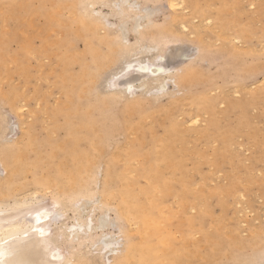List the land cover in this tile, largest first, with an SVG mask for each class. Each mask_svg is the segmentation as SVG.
I'll list each match as a JSON object with an SVG mask.
<instances>
[{
    "label": "rangeland",
    "instance_id": "1",
    "mask_svg": "<svg viewBox=\"0 0 264 264\" xmlns=\"http://www.w3.org/2000/svg\"><path fill=\"white\" fill-rule=\"evenodd\" d=\"M127 1L135 7L124 15L116 6L119 0H31V6L41 11L30 9L26 16L14 0H0V7L4 4L0 8V166L5 164L2 148L15 141L28 146L23 162L29 164L16 181L19 188L3 198L0 207L16 197L44 194L48 199L51 191L45 186L50 178L64 173L74 154L89 150L91 131L80 124L74 136L68 132L67 118L74 124L91 119L94 131H99L95 133L103 136L102 153L94 152L89 186L94 197L80 216L71 207L60 206L63 212L58 220L66 222L64 227L78 217L90 216L96 222L104 213L112 220L107 236L115 234L125 243L134 237L135 223L121 213L117 190L129 184L130 195L141 201L148 187L162 230H170L174 244L182 241V230L189 231L184 217L194 219L187 245L178 254L184 262L260 264L264 259V0H179L173 6L176 0ZM52 9L56 10L49 17ZM83 19L88 21L86 37ZM132 25L139 33L131 31ZM55 41L59 45L53 48ZM157 53L172 77L162 88L141 86L140 76L131 73L107 86V78L126 61L153 58ZM63 55L69 57L66 65ZM109 58L113 63L100 68ZM87 68L98 77L95 82L92 78L91 86H86L84 77L73 78ZM187 72L192 81L179 83L178 77ZM123 80L135 86L122 90ZM118 89L125 93L114 94ZM12 96H16V112L9 105ZM199 96L210 100L216 126L209 123L213 116L201 113L195 104L193 99ZM229 103L234 108H228ZM197 111L200 118L194 122ZM174 122L183 135L176 142L175 162L164 169L151 155L152 146L165 138ZM217 133H227L221 155L217 149L223 143ZM111 158L113 166L108 163ZM152 164L161 173L153 183L148 175L153 174ZM163 178L170 181L166 193ZM233 235L240 245L230 242L228 237ZM54 245L64 257L74 256L75 262L92 258V264H100L104 256L94 246L70 247L60 235ZM33 251L27 255L38 260L40 253Z\"/></svg>",
    "mask_w": 264,
    "mask_h": 264
},
{
    "label": "bare ground",
    "instance_id": "2",
    "mask_svg": "<svg viewBox=\"0 0 264 264\" xmlns=\"http://www.w3.org/2000/svg\"><path fill=\"white\" fill-rule=\"evenodd\" d=\"M74 1H76V0H74ZM173 1L174 0H171L170 2H173ZM178 1L179 0H176V2L174 1V4H171V5L172 6L176 5V4L178 5L179 3H181V1H179V3H178ZM15 2L18 3V6L22 9L23 13H25L24 15H26V16H28L30 9L35 10V12H37V13L39 11H41V9H37L35 7L33 8L31 6V0H14V3ZM12 3H13V1H12ZM116 3H118V2H116ZM131 3H133V1ZM131 3H129V1H127V0H119V9H120L119 11H120V13H124V15H126L128 13V11H131L132 10V7L130 6ZM5 4L8 5L9 3H5ZM2 5H4V4L2 3ZM2 5H1V7H2ZM90 5L91 4H89V6ZM19 7H18V9H19ZM55 10L52 9L49 11V13L47 12V14H49V17L52 14V12ZM9 11L12 14L15 13V10L13 8L9 9ZM90 12H92V11H90ZM198 12H199L198 8L195 9V13H198ZM44 13H45V11H44ZM96 14H97V12H96ZM147 15H148V12H147ZM140 17H142V16H140ZM140 17H139V19H140ZM3 18H5V17H3ZM137 18H135V19H137ZM142 18H144V17H142ZM207 18H208V20L210 19L209 17H207ZM207 18H205V19H207ZM54 19L55 18L53 17V20ZM103 19L105 20V18H103ZM208 20H207V22H209ZM58 21H60V20L58 19ZM203 22H205V20ZM199 23H201V22H199ZM87 25H88V21H86V20L82 21V26H83V29H82L83 33L82 34L85 37L87 36L86 32L88 31ZM118 26H120V25H118ZM122 28L123 27H121V29ZM37 29H39V28H37ZM130 29L134 33H137V32L139 33V31H140L139 28L135 27L134 25H132V27ZM92 30L94 31L95 29L93 28ZM172 31H174V30H172ZM34 35H35V33H34ZM34 35L32 34V36H34ZM36 36H38V35H36ZM27 39H29V38H27ZM169 40H170V38L168 39V41ZM58 45H59V41H55L52 44V47L54 48ZM152 46H151V48H152ZM156 47L157 46H155L152 49H156ZM23 48H26V47H23ZM142 48H141V50H142ZM147 51H148L147 53H149L150 49L148 50V48H147ZM1 53L2 52L0 51V55H2ZM125 54H128V53L125 52L123 55H125ZM60 58H61V56L58 55V59H60ZM61 60L65 63L63 65H66L67 63L70 62L69 57L65 56V55H63ZM111 60H113V59L109 58L108 62L105 65H101L100 68L105 67V66L108 67L109 64L113 63V61H111ZM98 68H99V66H98ZM104 69L105 68H103V70ZM167 69L168 68H166L162 63V55H159V54L155 55L153 58H144V59H135L132 61H126L119 72L116 71L117 73H113L112 74L113 76L111 75V77H109V79L107 78L108 81H106V84H108L107 86H110L109 84L114 83L113 81L115 79H119V78L126 80L127 75L129 73H131V74H135V75L140 76V80H138V81H141V84L139 83L141 86L145 87V86L155 85L154 86L155 88L160 89L164 86V81L166 79H168V78L172 79V77L169 75V72L166 71ZM171 71H173V70H171ZM99 72H101V71H99ZM82 77H84V79ZM73 78L75 80L83 79L84 81L89 83L86 86H88V85L91 86L90 84L92 82V78H93V81L95 79L93 72L89 71L88 68L86 69L85 74L77 75ZM97 78L95 79V81L97 80ZM135 78L136 77H134V79ZM125 80L121 81V83L124 86L122 90L127 92L128 91L127 89L128 88L131 89L130 87L133 84L130 82H126ZM178 81L181 84L187 83V82L192 81V77L187 72V74L179 76ZM92 84H93V82H92ZM140 85H138V87ZM133 86H135V85H133ZM122 90L118 89L117 91H114V94L116 92L123 93ZM66 91H68L70 94H72V91H70V89H67ZM15 95H16V93H15ZM13 96H14V94H13ZM13 96L8 98L9 101H11V102H9V105L12 108V112L14 111V108H15V112H16L17 106H15V99H14L16 96L14 98H13ZM140 99H141V97H140ZM132 100H130V101H132ZM135 100H138V99H135ZM193 100H195V104L200 107L199 109L202 110L201 113L204 112V113H207V114L213 116L209 120V123H210V125L216 126L217 124H216L215 118H214L215 112H214L213 106H211V103L209 102L210 100L204 98L203 96L195 97ZM133 103L135 104V102H133ZM88 107H90V106H86L85 108L91 109ZM19 108H18V110H19ZM228 108H234V103H229ZM84 109H83V111H84ZM87 109H85V111H87ZM62 111H63V109H62ZM75 112H76V110H75ZM197 114L200 115V112L197 111L196 115ZM196 115H194L195 119L192 116L194 119V122L195 121L198 122V120H199L198 117L200 118V116H198V115L196 118ZM66 116H68V112H66ZM193 119L191 118V120H193ZM189 120H190V118H189ZM92 121L93 120L89 119V120H87L88 123L86 122L84 124L83 123L74 124L73 122L70 121L69 118H67L66 123H67L68 130H69L68 132L73 134L74 136L77 133V126L80 124H81L80 126H83L84 128H87V129H89V131H91L92 134L89 138V142H90L89 150L86 151L85 153H79V155L77 153V156L74 154L72 156V161H71V164L68 167V169L64 170L65 171L64 173L63 172H61V174L57 173L50 178V180L48 181V183L45 186V188H49L51 191L50 195H49L50 197L48 199L46 198V196H44V194H40V195L34 196L33 198L23 197L21 199H17V197L16 198L14 197L15 199H13L12 201H4L5 203L8 202V203H6L8 205H6L7 207H4V208L0 207V243L5 244V245L12 244L14 246L21 248L24 252L25 258L35 262V264H40V262H42V261L47 262V264H75V263H77V264H80V263L92 264L93 263L91 261L92 258H90V259L87 258L86 261L79 259L78 261L75 262L74 256H71L70 258H67L66 256L64 257V255L58 251V248H57L58 246L54 245V241L56 240V237L59 235L61 237H63L64 242L69 244L70 247H73L74 245H80V246L90 245V247L94 246L95 250H97V251H104V256L101 257L102 260L100 261V264H189L188 260L186 262H184L182 257H180L178 254L180 251H182L181 246H183V250H184V247L187 245V239L189 238V234H190L189 231L191 229V225H192L194 219L187 217V216L184 217L185 221L188 222L187 226L189 227V231L187 228L182 230L181 231L182 241L180 243L174 244L172 236L170 234V230H165V231H164V229L162 230L161 223H160L162 218L160 217V215H158V214L156 215V212H154L155 206L153 205V202H152L153 194L148 191L149 190L148 187L143 191L145 195L143 198L144 200H141V201L138 199L139 196L135 197V196L130 195L129 184L128 185L122 184V186L120 187V190L119 189L117 190V192H119V198H120L119 199L120 205H121L120 210L122 209L121 213H123L125 218H127V219L130 218L132 221H134V223H135L134 226L137 225L135 228L133 226V223H132L133 229H131V230L134 231L135 239L133 236H131V239L127 240L125 243H122L121 238L115 236V234H109V236H107L108 233L106 231V227L109 226L111 221H112L110 217H106L107 214L105 215L104 213H102L101 215H99L96 218V222H93V220L90 216H87V218L84 220H79V217H78V220L77 221L75 220L76 222L70 224L69 227L68 226L64 227V224L66 223L65 221H63L65 223L62 224V222L58 220L59 216L62 214L61 212H63L62 210L60 212V210H59L60 206L71 207L73 213L75 212L78 216H80V214L86 212L87 206L89 205V201L91 200L92 197H94L93 195L90 194L91 191H89L90 190L89 186H90V183L92 181L93 168L95 167L94 166V163H95L94 160L96 159L95 154L99 153V152L102 153V147H101L102 144H100L99 140L103 136L101 135L102 137H100V135H97L95 133V132L99 133V131H97V130L94 131L93 128H95V126L92 127L93 126ZM27 129H30V128H27ZM96 129H97V126H96ZM137 130L141 131V129L139 127ZM180 134L183 135L182 130H180L178 128V124L174 122L170 125V128L167 130V135L165 136V138L162 141H160L159 143L154 144L152 146L153 150H152L151 155L152 154L155 155L156 159L163 164L164 169L170 168V164L171 163L173 164V162H175L174 156H176V155L174 154V152H175L174 149L176 148L177 140L181 138ZM225 134L227 136V133H225ZM203 135L207 136L208 133L206 131H203ZM197 136H199V135H197ZM217 136L222 140V143H223L217 149V152L220 153V155H221L225 151V145L227 143V137L221 133H217ZM214 137H215V139H217L216 136H214ZM76 140L77 139L72 140V145H75ZM17 143L18 142L15 141V143L13 145L11 144L9 146L3 147L1 150V159H2V161H4L5 164L4 165L2 164L0 166V171H2V176L0 177V199H1L0 202H3V200H5L7 197H9L10 195H13V193L17 190L18 185L16 186L15 184H16V181L18 180L19 175L23 174L27 170V169H25L26 166H29V164H27L26 162H23V156H25V154H26L25 149L28 146H25L24 145L25 143L23 144V142H19L18 144ZM7 145H8V143H7ZM58 146L61 147L62 144H59ZM53 148L54 147L52 146L50 149L51 153H52ZM94 152H96V153H94ZM108 163H109V165L113 166V163H114L113 158H111ZM109 169H110V166H108L106 168V174L108 171L110 172ZM150 169L153 172V174L148 173V175H149L150 181H152V183H153L154 180L157 181L159 179V176L161 175V173L158 172L154 168L153 164L150 165ZM29 170H31V169H29ZM109 176H110V174H109ZM109 176H108V178H109ZM106 180H107V178H106ZM162 185L165 187V189H163L164 193L170 191V189H171L170 181H167L165 178H163ZM18 188H19V186H18ZM104 190L105 189L103 188V193L105 192ZM89 195H91V196H89ZM3 198H5V199H3ZM9 202H11V203H9ZM99 203H100V201L98 199V203H96V204H99ZM93 204H95V203H93ZM95 207H97V205H95ZM65 209H66V207H65ZM160 209H162V208H160ZM160 209H159V211H160ZM38 217H39V222H37ZM128 228H131V227L128 226ZM41 230L43 231V235H41ZM228 238L231 239L230 242L232 244L240 245V240L237 239L234 235L229 236ZM34 249L40 253V256L37 258L38 260L30 259L28 256L31 252H34L33 251ZM190 251H191V249H190ZM88 254L89 253H87V252L83 253L84 256L88 255ZM107 254H109L107 257V260H109L108 262H106L105 258H104L105 255H107ZM62 255H63V257H62ZM76 255L79 256V251L76 252ZM184 255H186V254L184 253ZM84 256H82V257H84ZM210 259H213V257H211Z\"/></svg>",
    "mask_w": 264,
    "mask_h": 264
},
{
    "label": "snow or ice",
    "instance_id": "3",
    "mask_svg": "<svg viewBox=\"0 0 264 264\" xmlns=\"http://www.w3.org/2000/svg\"><path fill=\"white\" fill-rule=\"evenodd\" d=\"M130 6L135 7L134 5ZM117 7H119V5H117ZM37 222H39V217L37 218ZM41 235H43L42 230ZM0 264H35V262L25 258L21 248L12 244L5 245L0 243ZM40 264H47V262L42 261ZM260 264H264V259L260 261Z\"/></svg>",
    "mask_w": 264,
    "mask_h": 264
}]
</instances>
